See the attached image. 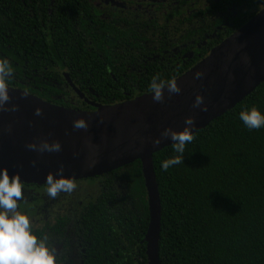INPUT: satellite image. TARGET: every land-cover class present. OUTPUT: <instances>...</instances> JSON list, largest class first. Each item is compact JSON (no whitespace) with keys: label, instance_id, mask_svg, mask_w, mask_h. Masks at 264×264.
<instances>
[{"label":"flooded vegetation","instance_id":"flooded-vegetation-1","mask_svg":"<svg viewBox=\"0 0 264 264\" xmlns=\"http://www.w3.org/2000/svg\"><path fill=\"white\" fill-rule=\"evenodd\" d=\"M86 2L88 8L84 11H26L25 17L32 22L33 32L30 35L39 40L41 47L47 46L49 50V55L44 59L48 64V68H45L47 73L45 76L37 68L28 69L27 62L20 65L7 57L9 63L13 62L16 68L21 69L20 72L13 71V76L9 79L12 85L8 87L36 97L40 94L48 95L49 101L40 99L54 105L80 110L92 109L78 98V94L89 102H94L89 96L99 90L78 81L76 66L78 62L85 60H100L102 57L99 53L103 48L112 53L109 56L111 59L114 60L117 53L120 60L125 61L124 66L119 65V68H123L121 77L131 88L123 90L119 88L121 86L113 85L118 88L116 92L126 95L132 93L135 96L149 94V79L153 76L165 79V74L175 79L188 71L194 65L174 76V72L183 70L184 65L200 62L214 47L240 28L242 15L245 11H253L255 3L257 4L250 3V0L249 6L235 0ZM261 5L262 3L258 5V10L262 8ZM119 35L125 37H118ZM35 42L33 39L31 44ZM21 43L17 37L16 44ZM86 52H95L97 57L82 56ZM107 71L111 79H117L110 69ZM132 79L137 82L144 80L146 83L142 88L136 87V84H132ZM37 83L49 89L43 93L42 88L36 87ZM66 98L70 101L65 100ZM125 166L92 178L74 180L76 189L71 194H58L54 199L48 197L46 190L42 193L37 191L46 184L24 183L22 200L19 202L24 207L21 206L19 211L31 218L33 231L37 235L47 236V243L55 250L58 264H83L86 254H107L99 246V240L102 239L100 236L92 229L87 234L83 231L82 221L90 214H93L89 217V220L92 218L91 221H94L93 217L100 219L106 215L103 237H117L120 224L131 235L130 238H127L128 234L126 238L120 236L124 241L120 245L122 249L129 254L143 251L146 255L144 237L148 223L142 233L144 207L139 203L138 191L115 174ZM115 176L122 184L116 183L115 178L113 180L112 177ZM80 183H85L90 188L81 189ZM145 199L147 204L146 192Z\"/></svg>","mask_w":264,"mask_h":264},{"label":"trees","instance_id":"trees-1","mask_svg":"<svg viewBox=\"0 0 264 264\" xmlns=\"http://www.w3.org/2000/svg\"><path fill=\"white\" fill-rule=\"evenodd\" d=\"M86 1L0 0V59L9 57L20 65L27 62L28 69L37 68L46 76L48 64L44 59L49 50L47 46L41 47L39 40L30 35L32 22L25 17L26 11H84L88 8ZM235 1L247 3V6L257 2L253 11H245L242 15L240 27L259 11L258 5L264 0ZM17 37L21 44H16ZM118 37L124 38L125 35ZM33 39L36 42L31 44ZM99 54L100 60H85L76 66L78 81L99 90L89 98L101 105H111L139 96L120 94L113 86H121L119 88L123 90L131 88L121 77L123 68H119L125 61L120 60L117 53L114 60L111 59L112 53L103 48ZM82 56L94 58L97 54L86 52ZM9 64L13 71H21L13 62ZM193 65L195 62L184 65V69L175 71L174 76ZM107 69L116 80L111 79ZM165 76L164 80L173 78L169 74ZM11 83L7 81L8 86ZM145 83L132 79L136 87L142 88ZM36 87L42 88L43 93L49 89L41 83ZM39 98L49 101L48 95L40 94ZM251 106L264 113V82L232 109L195 132L193 141L185 145L180 164L161 171V161L178 155L171 145L152 155L160 204V264H264V128L249 131L238 119L239 111ZM120 170L115 174L138 191L139 203L144 207L143 233L148 212L140 162L136 160ZM38 190L42 193L46 186ZM21 206L24 204H19L18 210ZM92 215L82 221L83 231L87 234L92 229L100 236L99 246L107 254H86L83 264H147L143 251L129 254L120 246L124 244L120 236L126 238L128 234L127 238H130L129 232L119 224L117 237H103L106 215L100 219L93 217L94 221H91L89 217Z\"/></svg>","mask_w":264,"mask_h":264},{"label":"water","instance_id":"water-1","mask_svg":"<svg viewBox=\"0 0 264 264\" xmlns=\"http://www.w3.org/2000/svg\"><path fill=\"white\" fill-rule=\"evenodd\" d=\"M262 8L240 28L214 47L188 71L175 78L178 94L164 92L162 102H153L151 93L111 105L78 98L93 110L66 108L8 87V111H0V168L11 177L19 174L25 184H45L48 173L63 167L64 176L74 180L92 178L138 160L145 187L148 226L145 233L148 264H160L158 240L160 204L152 155L171 145L162 138L153 141L165 128L181 131L184 120L195 123L193 134L240 103L264 82V1ZM203 76L194 79V73ZM67 82L70 81L67 79ZM202 106L193 107L195 96ZM16 110L12 111V106ZM40 110V115L35 110ZM83 119L86 129L73 128ZM58 142V152L28 150L29 143ZM35 162V163H33Z\"/></svg>","mask_w":264,"mask_h":264},{"label":"clouds","instance_id":"clouds-1","mask_svg":"<svg viewBox=\"0 0 264 264\" xmlns=\"http://www.w3.org/2000/svg\"><path fill=\"white\" fill-rule=\"evenodd\" d=\"M13 76V69L7 59H0V111H8L6 104L10 100L8 94L7 81ZM203 76L201 72H195L193 78L199 79ZM149 89L153 102L160 103L164 98V92L167 90L169 95L178 94L180 88L174 79L164 80L159 76H153ZM203 98L200 95L195 96L193 107H200L201 111H207L206 106H202ZM12 111L16 110L13 105ZM36 115H40V110H35ZM238 119L245 129L259 130L264 128V113L256 106L242 109L238 113ZM75 129H86L87 123L83 119H77L72 122ZM185 127L181 131H175L165 128L160 133V137L153 141L158 145L162 138L172 141V150L178 155L175 158L165 159L160 162L161 171H167L170 167L182 162V155L185 151V145L190 144L193 139V129L195 123L191 117L184 120ZM28 150L37 152H58L60 144L47 141L39 145L29 143L25 146ZM35 163V162H33ZM63 167H58L55 175L48 173L45 176L46 192L49 198H55L58 193H71L75 184L71 177L63 174ZM24 183L19 174H13L11 177L6 168H0V264H58V259L53 248L47 243L46 235H37L33 231L31 218L18 210L19 202L22 200V191Z\"/></svg>","mask_w":264,"mask_h":264},{"label":"rangeland","instance_id":"rangeland-1","mask_svg":"<svg viewBox=\"0 0 264 264\" xmlns=\"http://www.w3.org/2000/svg\"><path fill=\"white\" fill-rule=\"evenodd\" d=\"M65 100L70 101V100H68L67 98H66ZM76 103H77V102H76ZM76 103H75V105H76ZM78 103H79V102H78ZM75 105H73V106H75ZM109 177H111V176H109ZM109 177H107V178H109ZM112 178H113V180H114V178L117 179L116 183H118V184H122V182H121L120 180H118V177L115 176V177H112ZM96 183H97V182H96ZM97 184H98V183H97ZM79 187H80L81 189H88V188H90L88 185H85V183H80V184H79ZM75 189H76V186H75L74 190H75ZM74 190H73V191H74ZM73 191H72V192H73ZM72 192H71V193H72ZM71 193H64V192H61V193H58V194H60V195H65V194L68 195V194H71ZM58 194H57V195H58ZM72 257H73V256H72Z\"/></svg>","mask_w":264,"mask_h":264}]
</instances>
